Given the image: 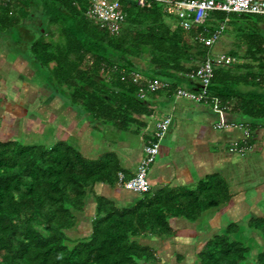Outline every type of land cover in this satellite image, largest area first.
<instances>
[{
    "label": "trees",
    "instance_id": "1",
    "mask_svg": "<svg viewBox=\"0 0 264 264\" xmlns=\"http://www.w3.org/2000/svg\"><path fill=\"white\" fill-rule=\"evenodd\" d=\"M36 1L4 0L0 35L23 28L27 57L43 82L85 120L143 131L153 109L139 92L148 81L167 84L152 98L194 89L188 74L212 55L198 37L227 20L236 38L229 55L245 61L216 68L211 94L224 112L248 122L250 145L264 127V16L214 12L204 25L184 30L159 4L122 2L125 21L111 34L87 18L88 0ZM36 11L43 26L32 35L25 24ZM133 73L142 79L134 82ZM121 174L131 179L114 152L94 160L64 140L50 148L0 140V264H154L157 249L146 239L175 238L173 221L197 222L231 200L219 174L195 188L149 189L122 206L97 195L98 184L121 186ZM195 250L189 264H264V213L221 226Z\"/></svg>",
    "mask_w": 264,
    "mask_h": 264
},
{
    "label": "crops",
    "instance_id": "2",
    "mask_svg": "<svg viewBox=\"0 0 264 264\" xmlns=\"http://www.w3.org/2000/svg\"><path fill=\"white\" fill-rule=\"evenodd\" d=\"M3 1L0 0V5ZM33 16L32 21L26 23L31 34L40 32L43 26L41 13L35 18L38 17V26L35 25ZM261 27L264 31V24ZM233 31H235L233 27L227 26L225 32L229 34H223L213 46L212 55L229 56L232 62L242 63L245 61L242 58L235 59L229 55L236 43L235 35H231ZM23 33V28L16 27L10 33L0 35V138L5 130L15 129L18 134L22 117L27 114V105L40 98L48 103L39 112L44 111L46 107L45 112H48L51 121L49 125L53 130H57L56 136L59 140L67 141L87 158L94 160L107 152L116 153L125 176L132 178L144 157L143 149L152 136L155 124L164 117H170L171 126L147 175L149 189L157 191L164 187L195 188L197 183L207 176L219 174L227 181L231 192V200L227 205L208 211L199 221L194 223L181 219L173 221L178 234L182 229L191 234L189 235L191 240H197L201 235L206 239L223 226V219L227 217L231 219H228L229 222L243 224L252 217L262 216L264 127L254 131L252 148L248 153L244 156L232 153L230 152L232 145L243 140V130L240 128L218 130L215 124L219 121L240 124L248 122L238 113L218 112L209 105L178 98L175 94L157 98H152L150 94L146 95L144 99L150 101L153 114L146 121L145 129L137 134L122 132L113 126L92 123L85 120L77 108L57 97L44 82L35 83L36 77L40 76V69L31 64L27 57ZM223 41L227 42L225 50H217V44ZM7 79L14 80V89L21 90L22 98L18 101L11 100L6 94L3 82ZM94 155H96L94 158L90 157ZM121 176L124 177L123 174ZM95 192L113 200L119 206L126 205L138 196V193L126 190L122 186L112 188L106 184H98Z\"/></svg>",
    "mask_w": 264,
    "mask_h": 264
},
{
    "label": "built area",
    "instance_id": "3",
    "mask_svg": "<svg viewBox=\"0 0 264 264\" xmlns=\"http://www.w3.org/2000/svg\"><path fill=\"white\" fill-rule=\"evenodd\" d=\"M122 2H130L137 7L150 9L154 5L163 6L164 13L174 17L184 30H189L193 26L204 25L214 12L226 14L264 16V0H88L87 18L96 24L101 30L111 34L117 33L120 25L125 21L126 12L122 9ZM227 20L220 23L208 35L200 34L199 39L208 48L213 46L221 39L228 24ZM232 62L231 57L221 55L214 57L208 55L201 63L200 67L188 74L191 81H194V89L177 88L175 96L184 98L194 103L205 104L213 107L218 112H223L220 101L214 98L210 91L211 81L214 70L218 67L226 66ZM134 82H139L142 77L139 74H131ZM167 84L158 81H148L144 89L138 96L144 99L147 94L166 88ZM171 118L164 117L155 124L151 138L146 142L141 159L134 177L125 180L120 175L121 186L135 193H144L149 190L147 175L156 161L159 154L160 144L166 137L171 126ZM218 130L240 128L243 130L242 142H236L230 148V152L244 156L252 146L249 144L250 133L248 129L240 123L231 121H219L215 124Z\"/></svg>",
    "mask_w": 264,
    "mask_h": 264
},
{
    "label": "rangeland",
    "instance_id": "4",
    "mask_svg": "<svg viewBox=\"0 0 264 264\" xmlns=\"http://www.w3.org/2000/svg\"><path fill=\"white\" fill-rule=\"evenodd\" d=\"M34 1L37 2L36 0ZM36 15L39 16V13H35V16H33L34 19L36 18ZM35 22V25L38 26V17L37 19H35ZM26 23L28 24L30 22ZM32 35H35V32H32ZM226 44L227 42L225 41H223V43H218L216 49L224 51L226 48ZM40 75L41 77L39 75L36 77L37 79H35V83L44 81L43 75ZM14 83V80L7 79L5 82H3V87L5 88L6 94L10 97L11 100L18 101L19 98H22L21 90L18 91L14 89ZM47 103L48 102H44L43 99L39 98L36 99L33 104H28L26 107L27 114L26 116L22 117L21 127L18 128L19 132H17L18 134H16L15 129L14 131L5 130L4 133L1 135L3 139L0 138V140H17L23 145L35 144L42 145L47 148L52 147L56 142L59 141L58 137L56 136L57 130H53L52 126L49 125V122L51 121L49 115H47L48 112H45L46 107L44 111L39 112L41 109L44 108V106H46ZM95 156L96 155L90 157L94 158ZM228 219L231 220L228 217L223 219V227L230 223ZM184 231L181 229V232H179L177 237L172 239L145 240V243L150 244L157 249L158 260L154 264H189L193 261V256L196 251L195 249H199L201 247V245L205 241V238H203L204 236L202 237L201 235L199 239L191 240L189 236L191 234L186 233ZM178 255L183 258L181 262H179L177 259Z\"/></svg>",
    "mask_w": 264,
    "mask_h": 264
}]
</instances>
